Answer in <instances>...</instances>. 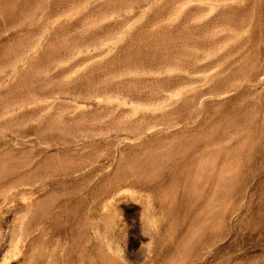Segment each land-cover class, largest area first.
<instances>
[{"label":"rangeland","instance_id":"1","mask_svg":"<svg viewBox=\"0 0 264 264\" xmlns=\"http://www.w3.org/2000/svg\"><path fill=\"white\" fill-rule=\"evenodd\" d=\"M0 264H264V0H0Z\"/></svg>","mask_w":264,"mask_h":264}]
</instances>
